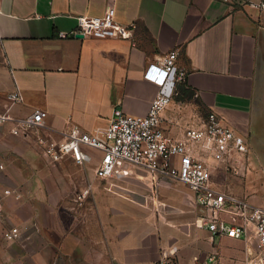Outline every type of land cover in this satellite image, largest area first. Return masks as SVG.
Returning a JSON list of instances; mask_svg holds the SVG:
<instances>
[{
    "label": "crops",
    "instance_id": "1",
    "mask_svg": "<svg viewBox=\"0 0 264 264\" xmlns=\"http://www.w3.org/2000/svg\"><path fill=\"white\" fill-rule=\"evenodd\" d=\"M109 6L118 22L134 25L132 39L58 38L79 16H102ZM172 49L192 96L176 97L165 118L182 123L181 112L198 104L245 136L250 166L222 165L216 176L264 205V10L243 0H0V108L17 89L12 117L48 112L38 131L0 128V193L14 191L2 226L23 228L20 240L5 241V264H155L173 246L178 264L212 251L225 264H251L256 239L200 227L202 210L185 184L158 181L125 160L99 179L94 165L51 163L39 142L63 139L72 125L104 127L115 107L147 114L159 87L145 70Z\"/></svg>",
    "mask_w": 264,
    "mask_h": 264
},
{
    "label": "built area",
    "instance_id": "2",
    "mask_svg": "<svg viewBox=\"0 0 264 264\" xmlns=\"http://www.w3.org/2000/svg\"><path fill=\"white\" fill-rule=\"evenodd\" d=\"M243 2L264 10V0ZM133 33L134 25L118 22L114 6H109L102 16H79L78 26L68 32H59L58 38L132 39ZM178 58L179 51L172 49L162 60L147 66L144 77L159 87L147 114H129L115 107L104 127L88 132L72 125L63 139L43 135L39 142L51 163L70 160L82 168L93 164L99 179L112 175L118 161L125 160L158 181L170 179L185 184L194 191L202 210L199 226L206 228L213 237H254L258 249L251 254V264H264V205L230 192L216 176L222 165L236 172L235 165L241 161L250 165L247 138L215 113H209L201 123L185 124L169 121L164 116L187 76V71L177 64ZM7 100L9 107L0 108V128L9 125L11 134L24 135L45 125L48 112L43 109H36L23 118L11 116L10 107L22 101L19 90L7 94ZM166 121L171 126H167ZM13 194L8 188L0 193V226L6 217L5 199ZM22 235L23 228L16 225L6 226L2 234L7 242H17ZM177 252V246L163 250L155 264H178ZM195 264L225 263L218 252L212 251Z\"/></svg>",
    "mask_w": 264,
    "mask_h": 264
},
{
    "label": "rangeland",
    "instance_id": "3",
    "mask_svg": "<svg viewBox=\"0 0 264 264\" xmlns=\"http://www.w3.org/2000/svg\"><path fill=\"white\" fill-rule=\"evenodd\" d=\"M183 99H186V98H183ZM208 115L209 114L206 113L201 106H199L198 104H195L194 107H192V109H187V110L185 109L184 111L181 112V119H182L183 124L190 123V122L191 123H193V122L194 123H201L202 120L205 119ZM63 161H65V162H63V164L64 163L66 164L68 162V160H63ZM91 166H93V164ZM231 171H233V170H231ZM217 178H219L218 175H217ZM219 181L222 183V180H220V178H219ZM6 226H9V225H4V226L0 227V264H5L2 254H3V251H5L7 248L5 246V240L2 236V234H3V231L6 228ZM9 249L12 250L13 252L19 253V248H17V247L13 246Z\"/></svg>",
    "mask_w": 264,
    "mask_h": 264
},
{
    "label": "trees",
    "instance_id": "4",
    "mask_svg": "<svg viewBox=\"0 0 264 264\" xmlns=\"http://www.w3.org/2000/svg\"><path fill=\"white\" fill-rule=\"evenodd\" d=\"M192 95L189 90L184 86V83L179 85V94L176 96L178 100H183V98H190Z\"/></svg>",
    "mask_w": 264,
    "mask_h": 264
},
{
    "label": "water",
    "instance_id": "5",
    "mask_svg": "<svg viewBox=\"0 0 264 264\" xmlns=\"http://www.w3.org/2000/svg\"><path fill=\"white\" fill-rule=\"evenodd\" d=\"M83 36H78V38H82Z\"/></svg>",
    "mask_w": 264,
    "mask_h": 264
}]
</instances>
